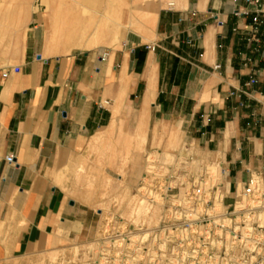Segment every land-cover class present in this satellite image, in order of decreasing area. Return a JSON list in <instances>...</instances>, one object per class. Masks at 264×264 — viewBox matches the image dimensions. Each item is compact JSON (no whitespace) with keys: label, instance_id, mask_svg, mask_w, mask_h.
<instances>
[{"label":"crops","instance_id":"obj_1","mask_svg":"<svg viewBox=\"0 0 264 264\" xmlns=\"http://www.w3.org/2000/svg\"><path fill=\"white\" fill-rule=\"evenodd\" d=\"M38 12L0 68V264L93 241L143 151L220 162L231 187L264 169V0H156L89 51Z\"/></svg>","mask_w":264,"mask_h":264},{"label":"built area","instance_id":"obj_2","mask_svg":"<svg viewBox=\"0 0 264 264\" xmlns=\"http://www.w3.org/2000/svg\"><path fill=\"white\" fill-rule=\"evenodd\" d=\"M247 3L259 7L261 0ZM257 12L253 18L256 26L261 14L260 10ZM14 160L13 156L6 158L10 164ZM148 163L139 196L150 210L160 209L161 222L150 226L105 221L100 234L102 240L126 241L127 263L153 259L161 247L164 264H264V169L252 172L247 183L236 184L233 190L220 162H202L196 171L192 161L182 163L184 167L179 169L160 160ZM226 198L232 201L229 206L224 204ZM110 227H119L120 240L115 241V230ZM134 227H159V233H147L152 246L147 252L134 245ZM115 253V258L106 260L122 264L123 249L118 247Z\"/></svg>","mask_w":264,"mask_h":264},{"label":"rangeland","instance_id":"obj_3","mask_svg":"<svg viewBox=\"0 0 264 264\" xmlns=\"http://www.w3.org/2000/svg\"><path fill=\"white\" fill-rule=\"evenodd\" d=\"M75 1L83 3L85 0H0V68L10 64L15 55L19 53L22 39L28 30V24L33 19L34 11H39L38 15L45 19L49 37L53 39L52 42H57L54 39L58 25L56 21L62 23L61 28L65 25L64 23H68L70 18H77L79 21L84 22L82 23L84 25V30H82L83 41L68 49H64L67 52L75 49L89 51L98 50L99 48L108 49L118 44L131 28L132 24L130 21L135 19L136 16L144 18L143 13L146 7L156 0H89L97 4L96 9L87 7L82 10L79 9L80 7ZM77 10L79 13L76 12ZM5 15L8 18H4ZM59 38L62 39V36L59 35ZM60 39L58 42H61L63 46L65 42L63 39L60 41ZM159 160L167 163L166 165L173 164L175 169H179L180 166L184 167L182 163L192 161L194 163L193 167H191L195 171L198 169V165L202 163L201 160L196 159L192 154H189L188 157L177 156L173 153L149 151L135 154L131 160L133 166L130 171L124 170L121 173V176L125 179L129 176L130 184L134 187V191H129L127 189V181H122L121 179L122 182H120L119 187L123 194L113 197V199L105 200L104 204L99 207V227L101 226L100 221L102 218L104 219L103 223L109 221L111 224L116 222L124 223L125 225L132 223L130 222L132 216L136 224L157 226L161 222L160 209L153 207L152 210L149 209V214L146 213L145 209L147 206H142L143 201H141L142 198L139 196L140 182L145 175L144 172L149 165L148 162ZM125 161L130 163V160L127 161L126 159ZM209 162L212 163L211 161ZM189 168L187 167L186 169L189 170ZM174 174L175 172L173 171ZM232 189H235L234 186ZM106 202L107 204H105ZM231 202L227 198L224 200L225 206H229ZM139 212H142V215L146 213L148 219H142V216L138 218L137 214ZM99 227H97L96 238L89 243L73 245L71 249L62 250L51 255H42L33 261L18 264H111V261L106 259L115 258L117 255L115 251L118 247L122 248L124 252L122 264H129L125 261L128 257L126 241L115 243L110 242V239L102 240L99 234ZM118 228H114L115 236L113 238L115 241L120 240ZM125 228L128 229V227ZM158 229L159 227H134L133 231L136 233L134 245L147 252L152 248L150 246L151 240L147 237V233L149 231L159 233ZM143 238H147L146 241H143ZM170 251L171 248L168 249L169 254ZM161 254L165 255L160 247L158 256L153 259L148 257L145 262L140 264H164V261L161 260Z\"/></svg>","mask_w":264,"mask_h":264},{"label":"bare ground","instance_id":"obj_4","mask_svg":"<svg viewBox=\"0 0 264 264\" xmlns=\"http://www.w3.org/2000/svg\"><path fill=\"white\" fill-rule=\"evenodd\" d=\"M75 3H77L79 5V7H80L79 9H81V10L82 9H85L87 7H93L95 9L97 7V4L95 2H92V1H89V0H85L83 3H80V1L79 2H76L75 1ZM76 12L79 13L78 10ZM71 15H74V14H71ZM4 18H8V17L5 15ZM82 23H84V22L79 21L77 18H74V19L70 18L68 20V23H64L65 25H63V27L61 28L62 23H60L59 21H56V24H58V25H57V31H56L55 34H56V36L58 38H59V35L62 36V39L65 42L63 44V46H64L65 49H68V48H70L72 46H75L76 43H79V42H82L83 41L84 36H82V30H84V28H83L84 25ZM147 168L145 169V172L144 173H146ZM146 205L147 204H145V203L142 204V206H146ZM148 207L149 206L147 205V208L145 209L146 210V213H148V211H149V208ZM139 213L137 214L138 218H139V216H142V219L143 218H145V220L148 219V216H147L146 213L144 215H142V212H139ZM133 219L134 218L132 216L130 218V222L136 224V221H133ZM103 222H104V219L102 218L101 221H100V225L101 226L99 227V234H103V230H104V227H103V224L104 223Z\"/></svg>","mask_w":264,"mask_h":264}]
</instances>
